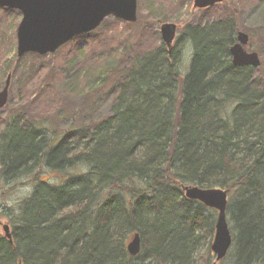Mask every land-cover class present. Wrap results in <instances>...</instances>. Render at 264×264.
Masks as SVG:
<instances>
[{"label":"trees","instance_id":"trees-1","mask_svg":"<svg viewBox=\"0 0 264 264\" xmlns=\"http://www.w3.org/2000/svg\"><path fill=\"white\" fill-rule=\"evenodd\" d=\"M236 22L186 29L185 73L179 45L134 55L92 126L4 118L0 182L28 176L33 188L15 206L12 240L0 231V264H211L210 248L196 250L216 219L182 183L230 191L235 252L218 264H264L263 62L232 63Z\"/></svg>","mask_w":264,"mask_h":264},{"label":"rangeland","instance_id":"rangeland-1","mask_svg":"<svg viewBox=\"0 0 264 264\" xmlns=\"http://www.w3.org/2000/svg\"><path fill=\"white\" fill-rule=\"evenodd\" d=\"M194 2L137 0L139 19L136 22L108 16L93 32L76 36L56 52L27 51L22 55L18 52L17 26L23 14L18 8L0 5V90L4 88L7 74L13 75L9 101L0 107V129L4 118L13 112L23 121L30 117L51 121L55 118V127L60 130L72 123L86 128L107 117L118 93L116 78L120 67L131 63L134 55L143 57L158 48L163 42L161 24L169 21L178 25L174 46L181 48L179 65L185 73L192 59V46L184 34L186 29L235 14L237 29L250 34L246 49L261 54L263 65L259 74L264 78V0H224L207 8H197ZM32 188L28 176L0 182L3 234L6 233L3 224L9 223L12 228L15 206ZM231 199L229 213L234 208L231 209L234 206ZM205 213L216 219L218 211L207 207ZM229 213L227 220L234 233ZM212 240L202 239L196 254L202 256L210 248L214 260ZM233 247L231 255L235 252Z\"/></svg>","mask_w":264,"mask_h":264},{"label":"water","instance_id":"water-1","mask_svg":"<svg viewBox=\"0 0 264 264\" xmlns=\"http://www.w3.org/2000/svg\"><path fill=\"white\" fill-rule=\"evenodd\" d=\"M197 8L210 7L224 0H194ZM1 6L18 8L22 12V20L17 26L18 52L20 55L32 51L41 54L55 52L61 45L71 41L75 36L89 33L97 28L103 20L110 16L136 22L138 18L137 0H0ZM178 25L164 22L161 35L166 45L173 47ZM236 42L230 47L232 63L260 67L261 54L249 51L246 45L250 34L243 30L237 31ZM12 75L8 74L5 87L0 90V107L7 104ZM185 196L203 202L208 207L218 210L214 227L211 249L215 254L213 264L224 259L233 244V235L227 220L229 190L224 187H202L196 184H181ZM6 236L12 240L9 224H3ZM126 244L131 255L136 256L141 249L142 236L133 234Z\"/></svg>","mask_w":264,"mask_h":264}]
</instances>
